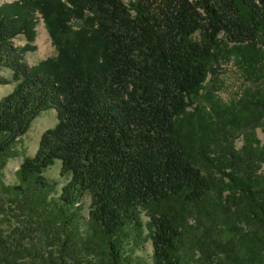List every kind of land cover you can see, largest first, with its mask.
Segmentation results:
<instances>
[{"label":"trees","instance_id":"16d2710c","mask_svg":"<svg viewBox=\"0 0 264 264\" xmlns=\"http://www.w3.org/2000/svg\"><path fill=\"white\" fill-rule=\"evenodd\" d=\"M36 13L58 55L29 66ZM263 43L264 0L1 5L0 85L15 87L0 100V264H264V86L250 88L239 151L223 138L243 118L194 102L223 46L253 77ZM58 163L62 181L47 175Z\"/></svg>","mask_w":264,"mask_h":264},{"label":"rangeland","instance_id":"374dc122","mask_svg":"<svg viewBox=\"0 0 264 264\" xmlns=\"http://www.w3.org/2000/svg\"><path fill=\"white\" fill-rule=\"evenodd\" d=\"M21 1L23 0H0V6L5 3L10 4ZM124 2L128 3L129 0H124ZM35 30L36 38L33 42L35 50L29 51L25 56V61L29 66H38L48 58L58 55L46 23L41 15L37 13ZM13 42L16 46H25L28 40L24 34H20ZM222 49L219 57L214 62V67L210 71L203 91L195 98L194 102L195 106L212 105L215 115H221L223 119L230 116L232 112L237 117L243 118L240 120L241 124L237 125L239 128H232L231 131L224 132L225 137L223 138V142L228 138L231 141L232 147L239 151L246 146L247 138L250 136V127L248 129L245 127L250 119V110L246 103L250 100V88H254L256 85L264 86V68L256 76L250 77V74L248 75L243 69L242 62L236 57L231 56L225 46ZM262 50L264 51V43ZM2 75L9 76V72L4 71ZM14 87L15 83L0 85V100L10 94ZM212 100H214L213 104L211 103ZM57 122V112L54 109L44 112L34 121L30 131L22 138L18 146L19 155L11 159L4 170L5 179L8 183L12 184L16 182L15 172L19 169L23 159L36 153L43 133L52 129ZM220 134V136L223 135L222 132ZM256 135L264 145V126L256 129ZM59 165L58 163V165L48 171L47 175L50 179L63 180L60 177ZM260 172L264 175V165H262ZM85 204L87 209L89 201H85ZM145 220H148L146 216ZM142 254L149 259L152 254L150 242L145 245Z\"/></svg>","mask_w":264,"mask_h":264}]
</instances>
